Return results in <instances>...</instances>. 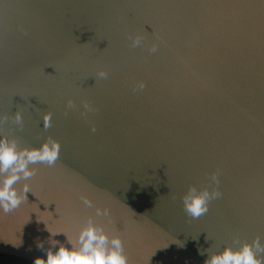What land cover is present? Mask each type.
Returning <instances> with one entry per match:
<instances>
[{"label": "water", "instance_id": "1", "mask_svg": "<svg viewBox=\"0 0 264 264\" xmlns=\"http://www.w3.org/2000/svg\"><path fill=\"white\" fill-rule=\"evenodd\" d=\"M0 136L60 145L14 185L29 192L0 212V253L33 262L89 219L128 264L264 245V0H0ZM190 185L221 192L199 218Z\"/></svg>", "mask_w": 264, "mask_h": 264}, {"label": "clouds", "instance_id": "2", "mask_svg": "<svg viewBox=\"0 0 264 264\" xmlns=\"http://www.w3.org/2000/svg\"><path fill=\"white\" fill-rule=\"evenodd\" d=\"M138 88L143 90L145 83L139 82ZM21 119L22 116L18 112L16 120ZM50 121L51 115L45 114V127L50 125ZM91 130L95 132L94 125ZM59 153L60 145L55 140L52 143L46 140L38 147L25 146L18 149L14 140L10 141L6 136H0V212L11 213L27 199L29 185L24 184L22 191H17L14 185L22 177L27 181L34 175L28 165L42 163L52 167L58 160ZM212 179L219 184V176L215 172ZM220 195L218 187L209 191L207 188L197 190L195 186L190 185L182 197L183 211L189 217L199 218L208 212L210 202ZM81 199L86 206H92L89 197L82 196ZM96 214L109 216L110 212L107 207L98 206ZM56 234L59 233L50 232V247L47 249L46 257H35L33 264H128L121 236L118 233H109L103 225L92 219L79 228L74 238L66 237L70 247L53 239ZM37 246L44 248L42 242H38ZM262 253L264 245L257 236L252 241H244L238 246L226 244L219 251L208 254L204 264H264Z\"/></svg>", "mask_w": 264, "mask_h": 264}, {"label": "trees", "instance_id": "3", "mask_svg": "<svg viewBox=\"0 0 264 264\" xmlns=\"http://www.w3.org/2000/svg\"><path fill=\"white\" fill-rule=\"evenodd\" d=\"M0 264H33V262L23 260L13 255L0 253Z\"/></svg>", "mask_w": 264, "mask_h": 264}]
</instances>
